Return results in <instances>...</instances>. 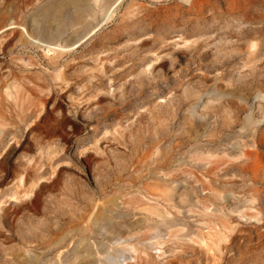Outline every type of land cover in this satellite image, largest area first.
<instances>
[{
    "label": "rangeland",
    "instance_id": "1",
    "mask_svg": "<svg viewBox=\"0 0 264 264\" xmlns=\"http://www.w3.org/2000/svg\"><path fill=\"white\" fill-rule=\"evenodd\" d=\"M0 264H264V0H0Z\"/></svg>",
    "mask_w": 264,
    "mask_h": 264
}]
</instances>
